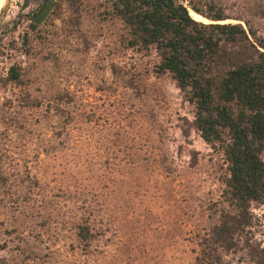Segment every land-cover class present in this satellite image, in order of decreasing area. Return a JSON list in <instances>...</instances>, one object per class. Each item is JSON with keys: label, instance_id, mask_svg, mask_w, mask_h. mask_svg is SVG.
Here are the masks:
<instances>
[{"label": "rangeland", "instance_id": "obj_1", "mask_svg": "<svg viewBox=\"0 0 264 264\" xmlns=\"http://www.w3.org/2000/svg\"><path fill=\"white\" fill-rule=\"evenodd\" d=\"M103 1L52 0L31 30L43 0H0V264H257L264 207L249 204L228 248L213 241L233 212L220 149ZM201 1L264 36V0Z\"/></svg>", "mask_w": 264, "mask_h": 264}, {"label": "trees", "instance_id": "obj_2", "mask_svg": "<svg viewBox=\"0 0 264 264\" xmlns=\"http://www.w3.org/2000/svg\"><path fill=\"white\" fill-rule=\"evenodd\" d=\"M103 3L106 17L123 27L125 48L154 54L152 73L169 76L192 106V124L201 140L220 149L226 170L222 193L233 212H220L211 235L228 248L232 235L249 225V204L264 207V36L239 18L243 27L224 22L231 18L201 0ZM51 4L43 0L27 15L29 29L37 27ZM190 12L208 22L193 19ZM19 72L9 66L5 81L19 84ZM75 227V236L87 246L88 226ZM256 263L264 264L262 254Z\"/></svg>", "mask_w": 264, "mask_h": 264}, {"label": "bare ground", "instance_id": "obj_3", "mask_svg": "<svg viewBox=\"0 0 264 264\" xmlns=\"http://www.w3.org/2000/svg\"><path fill=\"white\" fill-rule=\"evenodd\" d=\"M190 14H191L192 18L197 20V21L204 20L205 22H208L207 20L201 18L200 16H198V15L192 13V12H190Z\"/></svg>", "mask_w": 264, "mask_h": 264}, {"label": "built area", "instance_id": "obj_4", "mask_svg": "<svg viewBox=\"0 0 264 264\" xmlns=\"http://www.w3.org/2000/svg\"><path fill=\"white\" fill-rule=\"evenodd\" d=\"M260 206H262V205H260ZM263 207V206H262Z\"/></svg>", "mask_w": 264, "mask_h": 264}]
</instances>
